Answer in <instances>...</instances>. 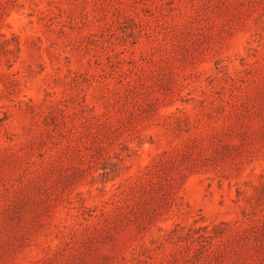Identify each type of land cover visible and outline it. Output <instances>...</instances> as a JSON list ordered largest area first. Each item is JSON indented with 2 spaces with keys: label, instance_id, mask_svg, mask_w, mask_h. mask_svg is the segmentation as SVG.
<instances>
[{
  "label": "rangeland",
  "instance_id": "1",
  "mask_svg": "<svg viewBox=\"0 0 264 264\" xmlns=\"http://www.w3.org/2000/svg\"><path fill=\"white\" fill-rule=\"evenodd\" d=\"M0 264H264V0H0Z\"/></svg>",
  "mask_w": 264,
  "mask_h": 264
}]
</instances>
